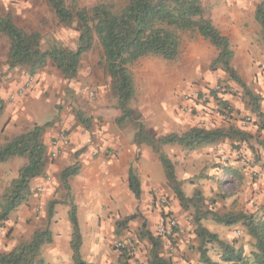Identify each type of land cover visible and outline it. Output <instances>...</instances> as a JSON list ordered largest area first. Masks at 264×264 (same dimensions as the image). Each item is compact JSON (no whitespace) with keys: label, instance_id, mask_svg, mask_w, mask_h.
<instances>
[{"label":"crops","instance_id":"1","mask_svg":"<svg viewBox=\"0 0 264 264\" xmlns=\"http://www.w3.org/2000/svg\"><path fill=\"white\" fill-rule=\"evenodd\" d=\"M15 7H17L15 13L21 12L19 9L23 10L22 7L16 5ZM254 8L256 5L254 7L250 5L246 9L241 4H233L231 7L230 4L223 3L222 7L213 12V24L222 36L228 38L232 47L234 56L231 64L234 69L258 70L250 56V54L253 55L254 47L260 43ZM43 10L48 13L49 8L44 6ZM15 13H8L5 16H11L16 26L26 32L39 33L42 37V51L51 47L63 48L61 44L54 41L56 36L53 35V31L50 34H44L40 32L38 26L28 28L27 25H18ZM45 18L52 20L51 15L47 14L38 22H45ZM57 28H59L58 25ZM75 44L77 46L76 41ZM183 45L182 41L179 56L182 55ZM186 45L184 55L192 61H200L202 66L198 67L191 62L186 64V59L177 60L179 56L171 62L157 61L152 64L151 69L149 68L147 75L151 77V82L145 84L146 87L133 69L134 97L128 105L130 119L119 124L120 110L117 96L111 88V80L94 60L88 62L87 74L81 81L86 88L89 86L96 88L95 98L91 101L85 98L87 94H83L80 108H77L76 101L80 98L76 95L79 92L76 87L83 85L81 81L78 83L79 80L76 78L79 74H83L80 70L83 59L93 48L81 56L78 73L74 79H67L56 68L54 62L48 59L45 66L32 75L33 85L26 96L10 102L9 95L26 80L27 67L13 69L8 67L9 42L6 41V51L0 55L4 60L0 58V105L3 107L0 115V144L31 130L36 125L42 126L51 122L52 124L41 132L43 144L49 150L52 138L56 137L61 130L68 135L69 144L63 154L56 159H50L47 155L44 174L30 184L32 190L41 188V192L10 215L6 228L11 234L4 240L0 236V254L16 247L21 234L26 233L30 237L35 231L45 228L48 224L53 234V242L42 248L43 264H73L70 249L72 230L68 220V207L56 205L51 220L48 222L47 216L45 217L49 201L54 198L59 199L62 194L61 190L55 194V185L46 178L50 176L53 179V175H57L63 168L76 162L79 163L80 169L79 173L70 179V189L82 238L80 255L86 263L120 264L121 253L114 247L118 240H121L123 236L134 238L133 233H138L142 229L154 234L160 214L157 202L153 201V198L150 199L149 194L157 199L168 196L167 210L163 215L170 214V217L181 224L188 234L192 231L190 228L194 227L190 224L191 216L188 215L185 218L178 201L167 189L168 182L158 155L147 144L139 145L136 142L139 125L143 127L147 135L155 138L172 133L181 134L195 126L196 119L182 109L183 93L192 85L203 89L211 88L217 82L216 78H222L220 74L207 71L217 54L208 40L198 34ZM76 46L64 48L75 50ZM260 74L261 71L256 73L257 78L261 76ZM139 85H142L143 89H140ZM231 102L236 113L238 108L241 110V102L236 99H231ZM262 103L264 111V100ZM80 115L83 121L79 120ZM244 116H248L246 109L239 113L238 118ZM236 125L252 135H257L264 143V128L258 130L256 125L242 126L239 121H236ZM220 147L219 144H214L186 152L179 146L166 145L162 147V151L174 164L176 180L180 185L192 183L191 180L205 169H209L212 173L216 172L214 174H218L217 171L223 174L213 165L220 162V159L224 160L225 157L222 155L227 153L228 158L231 159L227 163L233 169H240L242 174L240 181L246 188L243 195V207L240 210L247 213L262 211L264 173L260 170L259 164H255L250 159L248 152L249 157L245 164L244 161H238L235 156L236 151L227 149L221 151ZM21 160L22 158H16L0 164V191L16 178L18 169L23 164ZM251 172L260 173V176L255 174L251 176ZM130 174H134L140 182L139 199H136L129 189ZM196 190L198 188L195 186L191 193ZM182 191L186 196H190L183 189ZM243 198L240 200L243 201ZM39 209L40 212L36 215ZM130 216L135 217L126 223L122 230H117V224ZM44 218L45 221L42 220ZM37 220L42 221V226L39 228H35L33 224ZM202 225L224 241L232 242L238 237L239 245L243 247L245 253L249 254L251 251V240L240 226L229 228L210 220L202 221ZM193 238H195L194 234ZM137 244L140 248L144 245L148 250L150 249L147 241L142 244L137 241ZM176 247L177 252L173 251V246L167 239L162 238L160 255L171 260L172 264H183L185 255L189 256L192 251H195L189 242H181ZM143 248L141 252H137L139 262H142L140 257L144 255ZM190 259L194 261L193 254ZM212 259L220 263L219 257ZM134 260H130V264H136ZM196 264H199L198 259Z\"/></svg>","mask_w":264,"mask_h":264},{"label":"trees","instance_id":"2","mask_svg":"<svg viewBox=\"0 0 264 264\" xmlns=\"http://www.w3.org/2000/svg\"><path fill=\"white\" fill-rule=\"evenodd\" d=\"M46 3L60 24L65 27L75 26L78 33L76 49L51 47L42 51V37L39 33L26 32L17 27L9 15L0 16V34L9 42L7 63L10 69L24 66L27 67V75L32 76L51 59L67 79H74L78 73L81 56L97 43L102 50L100 65L111 80L112 91L118 99L120 124L130 119L128 105L134 97L131 68L145 58L175 61L179 56L182 36L187 32H197L208 40L217 52L210 63V69L221 70L227 76V81L238 87L249 115L256 119L258 130L264 128L261 98L252 92L236 73L231 64L234 54L230 42L212 23L202 0H123L121 4L104 0L91 9L80 8L77 0H46ZM254 14L261 40L264 42V1L256 6ZM228 91L227 85H222L216 90L207 89L206 98L199 103L201 110H206L205 107L213 103L218 115L227 119L225 124L211 125L209 128L193 126L181 134L172 133L158 138L147 135L139 125L136 142L139 145L147 144L158 155L166 181L182 212L189 211L194 226L193 234L197 243L195 251L199 264H264V208L260 212L252 213L238 209L218 212L213 207L206 208L209 201L212 204L215 199L204 196L199 190L194 191L191 196H186L176 180L174 164L162 151V147L166 145H176L186 152H191L201 147L227 142L230 144V151L244 154L246 159L249 157L248 152L250 159L259 164L264 173V143L257 135H252L231 122L232 109L229 100L223 97ZM2 110L0 105V115ZM79 120L83 121L82 115ZM50 125L51 123L36 125L31 130L0 144V164L16 158L25 160L16 178L0 193V227L34 195L30 184L44 174L47 165L48 148L41 141V132ZM215 168L223 174L235 175L239 179L242 177L240 169H233L229 163L217 164ZM79 169L80 165L76 162L60 171L62 194L59 199L49 201L46 216L49 222L56 205L68 207V220L72 230V262L89 264L83 261L80 255L82 238L70 189V179L79 173ZM129 189L136 199L140 198V182L134 174L129 176ZM216 196H219V199L228 198L224 194ZM134 217H127L118 223L117 230L122 229ZM167 217H170V214H167ZM207 220L229 228L240 226L251 240L252 249L249 254L239 245L238 237L232 242H227L207 230L202 225V221ZM177 224L176 221L172 231L177 230ZM174 233L161 236L142 229L136 234V242L147 241L150 244L146 264H172L171 260L160 255V247L161 239H173ZM52 242L53 234L47 224L45 228L35 231L29 240L20 242L9 252L1 253L0 264H43L42 248ZM210 248L216 252L220 263L209 256ZM120 253L124 264H130L132 257L125 250Z\"/></svg>","mask_w":264,"mask_h":264},{"label":"rangeland","instance_id":"3","mask_svg":"<svg viewBox=\"0 0 264 264\" xmlns=\"http://www.w3.org/2000/svg\"><path fill=\"white\" fill-rule=\"evenodd\" d=\"M102 1H104V0H77L78 6L80 8H85V9H91L94 5H96L97 3H100ZM107 1H113L114 3H118V4L123 3V0H107ZM261 1H263V0H202V5L212 20L214 10L222 7L223 3L230 4L231 7L233 6V4L234 5L235 4L236 5L241 4L244 6V8L248 9L250 5H252L253 7H254V5L257 6ZM15 5L18 7H22L23 10L19 9L21 12L15 13L16 8H17V7H15ZM44 6H47L49 8V6L46 3V0H4V1L0 2V15L2 17H4L8 13L9 14L15 13L14 16L17 18V24L18 25H25V26L27 25L28 28L38 26L40 32L44 33V34H50V32L53 31L54 32L53 35L56 36L54 41H57L59 44H61V46L63 48L64 47L75 48V46H76L75 41L77 42V36H78V33H77L75 26L74 25L71 27L62 26L61 24L58 23V20L56 19L55 15L53 14V12L51 11L50 8H49L48 13L43 10ZM47 14L51 15L52 20H50V18H45V22H42V21L38 22V20H43L44 15H47ZM57 25L59 26V28H57ZM257 26H258V23H257ZM259 31H260V29L258 26L257 36L260 39V43L254 47V52L252 51L253 55L250 54L251 58L254 60L253 65L256 68H258V70L235 69V71L240 76V78L245 82V84L252 90V92H254L256 95H258L261 98V107H262L263 106L262 100H264V68H263L264 67L263 66L264 65V42L261 40ZM197 35H198L197 32H187L182 36V41L184 43L183 48H182L183 51H182V55L179 56V58L177 60L182 61V59H184V60L186 59V61H187L186 64H189V62H191L192 64H196L198 67H200V66H202L200 61H192L188 58V56L184 55L186 48H187L186 43L190 42V40H192L193 37L197 36ZM6 41H7V38L0 34V55L2 53L4 54V51H6ZM180 48H181V45H180ZM0 58H1V56H0ZM101 58H102V50L98 46V44L95 43L93 49L91 50V52H89V55L87 54V56H85V58L83 59V63L81 65V69H80V70H82L83 74H81V75L79 74V76H77L76 79L79 80L78 83L87 74L88 69L86 67L88 65V62L94 60L98 63L97 66L99 65L98 67L102 68L100 65ZM157 61H163V60L158 59V58H145V59L140 60L136 65H134L131 68V71L134 69L137 77H139L141 79L143 86H145V84H149V82H151V77L147 74L149 73L150 69L152 68V64L156 63ZM257 65H259V66H257ZM207 71L222 75L221 79L216 78L217 82L214 83L213 86H211L212 89H216V87L219 88L222 85L228 86L229 91L224 93L223 97L225 99L229 100V103H230V106L232 109V111H231L232 112V118L230 119L231 122L235 124L236 121H239L240 125H242V126L256 125L255 124L256 119L254 116L249 115L248 108L245 106V101L239 95V93H241V91H239L238 87L234 83L228 82L227 76L221 70H219V69L218 70H211L210 65H209ZM260 71H261V74H260L261 76L257 78L256 73H258ZM132 74H133V72H132ZM81 83L83 86L76 87L77 90H79V92L76 95L78 98H80L79 100L76 101L77 108L78 107L80 108V105L82 103L80 101L83 100V98H84L83 94L84 95L87 94V97H85V98L91 99V101H93L92 99L95 98V95L93 97H90L89 93L92 90L95 91V94L97 92L96 88H93L92 86H89L86 88V86H84V82L81 81ZM77 86H78V84H77ZM143 86L139 85V88L143 89ZM206 88L210 89L209 87H206ZM206 88H204V89H206ZM200 89H203V88H200L199 86H196V85H192L191 87L186 89L185 92L190 91V90L200 91ZM237 91H239V92L236 93ZM185 92L183 93V95L185 94ZM72 93H74V92H72ZM200 96L202 97V95H200ZM200 98L197 100H193V102L188 103V105L193 106V109L191 111L183 110L185 113H188L191 117L196 119L195 126H202L203 125V126L209 128L211 125H220L221 126V125L225 124L227 119H224L222 116L218 115L217 108L213 103H209V106L205 107L206 110H201V105H199V103L202 102L203 99L202 98L200 99ZM231 99H236L239 102H241V105H240L241 107L239 106L241 110H239V108H238L237 113L235 112L236 110L232 106L233 104L231 102ZM9 101L12 102L10 99H9ZM183 101H184V98H183ZM185 103L186 102L184 101V104L182 107H184ZM245 109L248 112V116H244L243 118H238L239 113H241ZM262 110H263V107H262ZM197 111L200 112V114H201L200 117L196 116ZM51 124H52V122H51ZM219 145L221 146L220 147L221 151H224L225 149H227V150L231 149L230 144L227 142L219 143ZM235 156L237 157V159H239L238 161H240V162L244 161V163L247 164L246 163L247 159L245 158L244 154H238L237 153V154H235ZM262 156H264V153L262 154ZM222 157H225V159L224 160L220 159V162H217L216 164L213 165L214 168H215V165H217V164L227 163L228 160H231L228 158L227 153L222 155ZM21 161L23 164L25 163L24 159H22ZM205 170H206V172H204V171L199 172L198 175H196L191 180L192 183L187 182V183H183L181 185V188L185 191V193L186 194L188 193L191 196L193 194V193H191L193 190V187L195 188V186H196L198 188V190L204 196H207L210 199H215L214 203L212 202V204L209 201L206 208L213 207L218 212H225V211H228L231 209L240 210V208L243 207V204H242V203H244L243 195L245 194L244 192H245L246 188H244V183L242 181H240L238 176L231 175V174L230 175L229 174L223 175L222 173H219L218 171H217L218 174H214L216 172L212 173L211 171H209V169H205ZM59 173L57 175L56 174L53 175L54 176V177H52L53 179H51L50 176L46 178L49 181L51 180L53 185H55V190H54L55 194L58 193L60 190ZM250 174H251V176H253L254 174L257 176H260V173L251 172ZM262 179L264 181V174H263ZM168 185L169 184L167 183V187H168L167 189L172 194L170 186H168ZM4 189H2L0 191V193H2L4 191ZM33 190H34V195H39L41 192V188H37L36 190L35 189H33ZM222 194L227 195L228 198L219 199V196L218 197L216 196V195H222ZM149 195L151 196L150 199L153 198L152 200L157 202V205L159 206V214H160L159 221H160L161 218H165V217H163V214L165 213L164 211L167 210L166 208H167V204L169 202V198H168V196H163V197L157 199L152 194H149ZM241 198H243V201L240 200ZM39 212H40V209L37 210L36 215H38ZM188 212L189 211L182 212V214H184L185 218L188 215H190ZM45 217H46V213H45ZM42 220L45 221V218ZM159 221H158V223H159ZM188 222L189 221H187V223ZM7 223H5L3 227H0V236H1L2 240L7 239V237H9L11 234L10 230L8 228H6ZM158 223L156 224V227H157ZM33 224H34L35 228H39L40 226H42V221L37 220V221H34ZM190 224H191V226H193L192 220H190ZM177 225H178L177 230L172 231V233L175 232L174 238L173 239H167L169 241V243L173 246V251L174 250L176 251L177 244H179L181 242L182 243L183 242L184 243L189 242V243H191L192 247H194V249H195L197 246V243H196L195 238L192 239L193 228L192 227L190 228L192 231H190V233L188 234L187 231L181 227V224L178 223ZM156 227L154 230L155 234H157L156 233ZM3 229H4V232H3ZM181 230L183 232H181ZM133 234L134 235H132V236L136 237L137 232L133 233ZM125 237L126 236H123L122 239H124ZM128 237H130V236H128ZM30 238H31V236L29 237V235L25 233V234H21V237L18 241L20 243L23 241H27ZM191 240L193 241V244H192ZM143 242L144 241H141L140 244H142ZM136 246H137V252L138 251L141 252L142 248L144 247L143 253L145 255V258H144V255H142V257H140L142 259V262H139L137 260V252H136V258H135L136 260H134V259L133 260H134V262L136 261V264H144L147 260L149 250L144 245L142 248H140V245L136 243ZM192 254L194 256L193 262L191 261L192 259H190V258H192ZM209 256L211 258H217L216 252L211 248L209 250ZM197 257H198V255H197L196 251H192L191 254H189V256H188V254L185 255V258H184L185 261L183 260L182 263L183 264H196L197 263ZM186 258H188V260ZM120 264H124L123 259L121 260Z\"/></svg>","mask_w":264,"mask_h":264},{"label":"built area","instance_id":"4","mask_svg":"<svg viewBox=\"0 0 264 264\" xmlns=\"http://www.w3.org/2000/svg\"><path fill=\"white\" fill-rule=\"evenodd\" d=\"M32 85H33V76L27 75L26 80L23 83V85L20 86L18 89H16L12 94H10L9 99L13 101L17 98L25 97L28 90H30V88L32 87ZM216 89H218V87H216ZM89 95L93 97L95 95V91L94 90L90 91ZM200 95H202V97ZM206 96H207L206 89H200V91L190 90V91L185 92V94L183 95V98L186 103L183 107V110L191 111L193 109V106L188 105V103L193 102V100H197L200 97L204 100ZM196 116L200 117L201 116L200 112L197 111ZM68 144H69L68 135L66 134L64 130H61L56 137L52 138L50 142L49 150H48V155L50 159L54 160L58 158L59 156H61L63 152L66 150V148L68 147ZM175 226H176L175 219L172 217H167V214H165V218H161V220L159 221L156 227V233L161 236L170 235L172 232V229ZM136 243L137 242L133 237H125L124 239L117 241L114 244V247L118 251L125 250L128 253V255L132 257L131 259H134V257L136 256V252H137Z\"/></svg>","mask_w":264,"mask_h":264}]
</instances>
